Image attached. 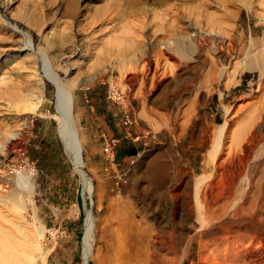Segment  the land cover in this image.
Masks as SVG:
<instances>
[{
  "label": "rangeland",
  "instance_id": "374dc122",
  "mask_svg": "<svg viewBox=\"0 0 264 264\" xmlns=\"http://www.w3.org/2000/svg\"><path fill=\"white\" fill-rule=\"evenodd\" d=\"M8 20L29 34L32 51ZM203 26L220 33H204ZM177 30L186 32L185 41L192 43V50L180 54L157 45ZM115 37L128 45L123 52L130 68L122 78H117L116 63L106 57ZM263 41L264 0H0V141L8 132L13 137L0 159L16 160L20 148L35 165L30 196L22 192L23 214L41 229L35 241L44 264H81L82 223L89 199L81 192L80 176L56 133L54 89L43 76L36 52L45 51L62 79L76 76L74 111L83 170L93 186L94 215L98 219L109 215L113 258L116 241L123 237L119 220L128 210L126 201L133 204L135 220H141V198L149 196L150 182L141 172L152 153L157 155L156 193L161 200L145 216L158 221L149 241L162 248L167 264H249L253 253L246 240L251 228L236 224L223 229L217 223L202 227L189 181L204 174V184H209L213 195L226 193L234 185L233 199L243 191L250 199L252 195L264 199ZM244 59L251 60L246 67L241 65ZM37 78L43 82L41 100L37 110L30 112L31 96L38 92ZM96 86L114 103L120 126L122 114L128 112L138 133L149 132L147 138L153 135L145 145L140 139L125 138L114 164L99 155L98 137L91 136L87 146L82 136L83 130L94 132L88 120L81 121L82 96ZM257 113L253 130L261 139L247 150L231 148L232 134ZM224 122L226 129L212 153L218 137L214 130ZM121 156L123 161L118 159ZM240 169L245 173L242 177L237 176ZM15 176L1 193L14 188ZM171 186L177 191L168 199ZM73 221L75 229H70ZM14 223L27 224L13 214L9 202L0 199V225L12 230ZM157 227L170 234L156 236ZM225 235L227 239L219 238ZM261 260L264 264V256ZM35 264H41L40 258ZM89 264L98 263L90 260Z\"/></svg>",
  "mask_w": 264,
  "mask_h": 264
},
{
  "label": "bare ground",
  "instance_id": "6f19581e",
  "mask_svg": "<svg viewBox=\"0 0 264 264\" xmlns=\"http://www.w3.org/2000/svg\"><path fill=\"white\" fill-rule=\"evenodd\" d=\"M7 23L11 25L14 30L20 32L25 39V44L29 50L32 51L33 46L29 34L19 28L14 22L8 20ZM200 29L204 33H213L216 35L220 33L215 28L203 26ZM185 33L181 30H177L173 33L171 38H166L163 41L158 42L157 45L184 54L185 52L192 50L194 47L192 43H187L185 41V39L187 40L188 38ZM189 35L195 34L190 32ZM126 46H128L127 43H124L120 38L115 37L112 46L108 48L106 52L108 60L116 63L114 66L118 72L117 78H122L125 72L130 68V65H128V58L123 52ZM262 46H264V41ZM36 53L42 63L43 76L54 89V112L52 116L56 124V133L62 144L63 151L71 161L73 169L80 176L83 186V191L81 192H83V194L89 199L88 206L85 208L82 223L83 230L80 251L81 264H89L90 260H97L98 264H167L168 258L161 252L162 248L152 245L149 241L152 235V230L158 221H150L149 219H146L145 216L146 212L157 207L161 200L159 194H157L158 192L156 193V191L159 190V185L157 183L158 173H156L158 167L154 163L157 155L152 153L147 155L145 161L147 165L141 172V175L150 179V184L147 183L148 189H146L148 190L146 194L149 196L141 198V201L144 204L139 211L141 220L139 222L135 220L134 216L136 215V212L132 209L133 204L129 200L126 201L128 210L123 213V216H121L119 220L123 237L120 238V243L119 238L116 241L118 243L115 244L117 247L115 251L116 257L113 258L112 248L114 243L109 227V215H105L101 219H98L94 215L91 207L93 186L91 180L83 171V160L81 156L82 141L74 111L75 96L73 88L76 84V76L74 75L62 79L59 72L55 69L52 60L45 51L40 49ZM249 62H251V60L244 59L241 61V65L246 67ZM223 67H225V65ZM224 70L225 69L222 68L221 75L225 73ZM37 81L38 92L31 96L32 98L28 104V110L30 112L37 110L41 100L43 82L40 78H37ZM256 119H258V113L257 115L250 114L236 129L232 134L231 148L244 147L247 150L250 147V143H258V140L261 139V134L257 132L255 133L253 130ZM225 129L226 123L224 122L218 124L214 130V135H217L218 137L216 138V146H213L211 149L212 153H215L220 135ZM12 139V132H8L3 140L0 141V152L5 145L7 146L8 143L12 141ZM243 175H245L244 170L240 169L237 172V176L242 177ZM205 179L206 175L203 174L196 176L189 181L193 188L191 192L194 191V209L200 225L203 227L207 224L217 223L220 224L223 229L230 228L232 225L236 224L250 227V239L248 238L249 241L246 240V242H249L247 246H252L250 247V252L251 254L253 253V257L251 259L249 258V264H263L261 258L264 256V252L262 253V251H264V199L257 200L253 195L250 199V195L245 191L233 199L232 192L230 191H232L234 185H232L231 189L226 193L213 195L209 190V184H204ZM13 180L14 188L6 194L0 192V199L9 202L12 205L13 214L27 224L14 223L12 230L5 229L0 225V264H6V262H9V264H35L38 258H40L41 264H44V256L38 251L40 247L37 246L35 241V238L40 236L41 229L38 224L27 221L26 216L23 214L26 207L22 192L25 191L30 196V189L33 186L32 173L19 171L16 173ZM174 190L175 189L172 188V186L167 190L166 197L168 199H172L175 191H177ZM181 190L183 191V189ZM183 197L185 198V196ZM188 203L189 202L187 201V205ZM108 207L111 208V205ZM164 211L165 210L161 211L160 214ZM188 211L191 213L192 206H188ZM168 212L169 214L171 213V211ZM102 221L104 222L103 225H101ZM156 231V236H158V234H170V231L164 227H157ZM219 238L224 240L227 239V236L225 235L224 237ZM156 239L158 240V238ZM113 260L114 263H112Z\"/></svg>",
  "mask_w": 264,
  "mask_h": 264
},
{
  "label": "crops",
  "instance_id": "0c3cea01",
  "mask_svg": "<svg viewBox=\"0 0 264 264\" xmlns=\"http://www.w3.org/2000/svg\"><path fill=\"white\" fill-rule=\"evenodd\" d=\"M99 93H97L96 95L98 96ZM87 98L88 101H85V99ZM95 97H87V94L84 92L83 96H82V109L80 111L81 114V121L84 122L86 120L89 121L90 127L92 130H94V132H92L91 130H83L82 131V136H83V140H84V144L89 146V142H90V137H98L99 141H100V149H99V155L101 156V144H102V138H101V133H105L106 135H113L116 137L120 138V142L118 143V145L115 148V153L116 156L118 154V150L119 147L121 146L123 140H125L124 136H123V128L122 125L120 126V122L116 120V113H115V105L113 102H109L107 100V104L104 106L105 108L102 110L100 109V107L98 106V103L96 102V98ZM105 98L108 99V97L106 96ZM134 120V119H133ZM116 124V125H115ZM98 127H100L98 129ZM114 127V128H113ZM120 127V128H119ZM131 132L133 133L132 135H139V139L141 140V143H143L144 145L146 144V139H148L150 141V139L153 138V135L150 134L149 138H147V135L149 132H144L141 131L140 133H138L135 129L134 126H132L131 128ZM89 148V147H88ZM88 150V149H87ZM90 150V149H89ZM119 160L123 161L124 157L121 156L120 158L118 157ZM89 162H92L91 159V154L89 157ZM79 221V220H78ZM75 221L70 223V229H75L72 224L75 225Z\"/></svg>",
  "mask_w": 264,
  "mask_h": 264
},
{
  "label": "built area",
  "instance_id": "2783aa9c",
  "mask_svg": "<svg viewBox=\"0 0 264 264\" xmlns=\"http://www.w3.org/2000/svg\"><path fill=\"white\" fill-rule=\"evenodd\" d=\"M116 98L119 99L120 95L116 91ZM85 101H88L87 98ZM134 124L133 118L128 112H124L121 116V125L123 128L124 138H130L132 140H138L139 135L133 136L131 134V128ZM102 144H101V158L109 164H114L115 159V148L120 142V138L113 135H106L101 133ZM19 171L23 172H35V165L30 162L25 156L24 150L19 148L17 152V159L12 161V157L6 162L0 159V190H6L11 183L12 175H16ZM119 179V178H118ZM118 183V180L115 181Z\"/></svg>",
  "mask_w": 264,
  "mask_h": 264
},
{
  "label": "trees",
  "instance_id": "16d2710c",
  "mask_svg": "<svg viewBox=\"0 0 264 264\" xmlns=\"http://www.w3.org/2000/svg\"><path fill=\"white\" fill-rule=\"evenodd\" d=\"M47 86H48V84H47ZM99 90H100L99 86H96L94 88L86 89L85 93L87 94L88 99H89V97H95L96 102L98 103V106L100 107V109L103 110L105 108L104 106L107 104V100L105 99L104 94L101 93ZM97 93H99L98 96L96 95ZM80 219H81V216L78 217V220H80ZM76 237L78 239L79 234H77Z\"/></svg>",
  "mask_w": 264,
  "mask_h": 264
},
{
  "label": "water",
  "instance_id": "95a60500",
  "mask_svg": "<svg viewBox=\"0 0 264 264\" xmlns=\"http://www.w3.org/2000/svg\"><path fill=\"white\" fill-rule=\"evenodd\" d=\"M84 171V170H83ZM86 174V173H85Z\"/></svg>",
  "mask_w": 264,
  "mask_h": 264
}]
</instances>
